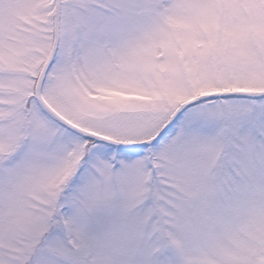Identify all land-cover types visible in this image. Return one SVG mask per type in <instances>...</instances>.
I'll use <instances>...</instances> for the list:
<instances>
[{
  "label": "snow or ice",
  "instance_id": "obj_1",
  "mask_svg": "<svg viewBox=\"0 0 264 264\" xmlns=\"http://www.w3.org/2000/svg\"><path fill=\"white\" fill-rule=\"evenodd\" d=\"M0 264H264V0H0Z\"/></svg>",
  "mask_w": 264,
  "mask_h": 264
}]
</instances>
